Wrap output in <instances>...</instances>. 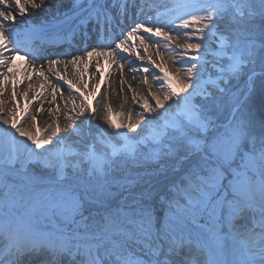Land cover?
I'll return each instance as SVG.
<instances>
[{
	"label": "snow or ice",
	"instance_id": "obj_1",
	"mask_svg": "<svg viewBox=\"0 0 264 264\" xmlns=\"http://www.w3.org/2000/svg\"><path fill=\"white\" fill-rule=\"evenodd\" d=\"M62 3L0 0V95L10 86L17 106L18 95L28 101L33 83L17 90L23 82L17 79V60L28 57L24 77L31 81V68L43 78L39 86L49 85V104L58 94L64 98L61 81L78 94L67 98L72 108L63 129L60 105L47 109L55 123L43 134L38 125L43 91L29 101L40 103L35 115L27 106L17 112L0 100V124L14 130L0 141V250L6 257L0 264L42 254L49 257L46 264H237L240 252V264H264V0H182L168 19L145 20L137 17L145 14L147 0L139 6L138 0H69L61 12ZM53 6L57 12L50 20H29ZM116 29L120 35L97 51L99 37ZM77 38L97 43L85 53L98 57V82L91 89L97 105L84 91L89 85L83 74L90 67L85 54L72 52ZM64 44L68 49L62 52L48 50ZM161 44L175 49L171 69L141 55L153 47L159 54ZM100 57L118 69L120 92L126 65L134 76L144 75L143 94L127 85L131 95L124 96L121 111L101 93ZM61 64L84 65L79 86L54 67ZM156 70L162 78L153 75ZM257 80L258 109L248 104ZM129 98L139 108L135 119L133 108L123 110ZM226 104L232 117L220 125L216 114ZM93 121L104 130H94ZM62 132L74 137L71 145ZM147 166L150 172L131 174ZM145 176L160 179L153 183ZM21 204L60 219L58 244L29 240L34 230L19 218L13 228L5 209ZM133 248L135 259L129 255Z\"/></svg>",
	"mask_w": 264,
	"mask_h": 264
},
{
	"label": "rangeland",
	"instance_id": "obj_2",
	"mask_svg": "<svg viewBox=\"0 0 264 264\" xmlns=\"http://www.w3.org/2000/svg\"><path fill=\"white\" fill-rule=\"evenodd\" d=\"M178 2H182V0H148L147 1L148 6L150 8H155V10H153L154 12L157 10V12H156L157 16H159L161 19H168L172 15L171 9ZM139 18L141 20H145V19L152 18V16H150L149 11H147V12H145L144 15L139 16ZM153 18H155V17H153ZM120 38H123V37H120ZM98 43L101 45L100 42H98ZM76 45H80V44H76ZM107 46L108 45H101V47L97 48V43L96 44L93 43V44H91V46L85 48L84 45H80V47H78V48L84 49L83 53L78 52L76 46L74 47L75 49L72 52H73V54L80 55V54H85L86 51L91 50V48H97V51H99V50L105 49ZM159 47H160V52H161L160 58H164L162 61H164L166 59L165 65L171 69L173 67V61L175 59V49L165 48L163 44H161ZM159 63H161V62H159ZM143 66L150 67V68L152 67L151 65H149L147 63H145ZM133 67L139 68V67H141V65L133 64ZM131 73H132V76L134 79L133 84L136 87V89H138L137 93L143 94V89L139 86V82L143 81L144 75L138 72L134 76L133 72H131ZM153 75H157L158 78H162L163 74L156 71L155 73H153ZM153 75H149L148 79H149V77L153 79ZM124 81L126 82V80H124ZM53 82H55V80H53ZM128 85H130V84H128ZM59 88L61 90H63V92H65L69 96L70 95L71 96H77L78 95L77 93H74L71 90H69L68 87H66L63 84H59ZM87 90L88 89H85L84 91L86 93H88ZM152 90L157 91V88H155V86H153ZM89 92L91 93V91H89ZM125 95H128L130 97L131 93L128 92V93H125ZM1 99L5 100V101L9 100L8 97H5V96H1ZM123 100H124V95H122L120 93V95L118 97H116L115 105L123 103ZM10 103L11 104H9V106H7L8 109H11V108H16V110L18 109L17 104L13 100H11ZM80 103H81L80 99L77 98L76 104L79 105ZM89 103L93 104V105L98 104V102H96L95 99H93L92 101H89ZM141 103H142V101H141ZM57 104L60 105V107H61V113H59L58 115H59L61 127L63 129L64 124H65V116L67 115L68 110H70L72 108V104L68 100L63 101V102L59 101V102H57ZM65 104H67L66 108H65ZM55 105L56 104L54 103V105L50 106V107L55 109ZM173 107H175V106H173ZM129 108H133L132 101L130 98L128 100V103L124 105V111H127ZM45 111L47 112V109ZM136 111H139L138 107L133 108V114L134 115H135ZM31 112L33 115L36 114V110L34 108L31 109ZM47 114L48 115L43 120H40L41 117H38V125L40 128V134L44 133L48 124L55 123V121H54L55 117H53L51 115V113H49V112H47ZM231 117H232V107L228 104H226L225 107L219 113L216 114L217 123L220 125H226L229 122V120L231 119ZM118 120H119L118 122H120V119H118ZM91 126L94 130H97V131H103L104 130L102 125L95 122V121L92 122ZM8 130L9 129L7 128V126L0 124V141L3 139L4 134H6ZM12 132L14 133V130H12ZM61 138L68 145H71L72 141L74 140V137L67 136L64 132L61 133ZM19 139L23 140L24 138H19ZM148 150H149L148 146H143V151L147 152ZM151 170L152 169L150 166V169H147V171L150 172ZM137 171L140 172L141 174H143V172L146 171V168L134 169V170H132L131 174L133 176H135ZM144 179L145 180L151 179L153 181V183H155V181L160 179V177H151L150 178L148 176H145ZM144 186L147 187V185H144ZM5 213H6V215H8L10 217L12 224L16 223L17 218H19L22 223L31 225V228L34 231L29 233L30 236L39 237L41 241L50 242L53 244H58L60 242V238H59V234L57 232V229L61 228L63 225H62V223L58 217L48 215V214H40V213H36V212H30V210L23 204L15 207V208H12L11 210L5 209ZM6 242L7 241H5V243ZM136 252H138V249L133 248L129 252V255H131L135 259L136 258V256H135ZM2 253H3L2 250H0V255ZM35 259L28 261L27 264H46L49 257L47 256V254H42L41 256H39V258H35ZM200 259L203 260L204 258L200 257ZM229 259H233V257H229ZM234 259L237 261V264H240V262L243 261V259H244L243 253L242 252L237 253L236 256L234 257Z\"/></svg>",
	"mask_w": 264,
	"mask_h": 264
},
{
	"label": "bare ground",
	"instance_id": "obj_3",
	"mask_svg": "<svg viewBox=\"0 0 264 264\" xmlns=\"http://www.w3.org/2000/svg\"><path fill=\"white\" fill-rule=\"evenodd\" d=\"M140 3H144V0H138V6H139ZM66 7H70L69 0H63L62 5L59 7V11H61V12L64 11ZM147 10H149L150 16H152V18L157 16V13H156L157 10L155 12L153 11V10H155V8H150L148 6L145 9V11H147ZM29 11H31V9H29ZM130 11H135V10L131 9ZM56 12H57V7L56 6L45 7L43 9L39 10L34 15L30 16L29 20L31 22L35 23V24H40L42 22L50 20L51 17L54 14H56ZM130 19H131V16H130ZM137 19L141 20L139 18V16L137 17ZM119 34H120V31L118 32L117 35H119ZM116 36L113 37L109 33L107 36L101 35L100 38L105 39L103 41H106V39H109L108 42H109V44H111L112 41H114L116 39L115 38ZM112 38H113V40H112ZM78 41L81 42V43H84V42L80 41L79 38H77L76 43ZM137 42H138V40H137ZM41 43L43 44V41H41ZM43 46L47 47V44H44ZM61 48L62 47L54 48V49L53 48H49V50L56 51L55 49H59L56 52H61V50H60ZM103 50L104 49L99 50V51H103ZM149 54L152 55L153 60H155L157 63L161 62L163 64H166V59L164 61H162L164 58H160V56H161L160 47H159V54H157V51H156L155 47L150 48L148 53L141 52V55L145 57V61L147 60V55H149ZM60 58L62 60L66 59L63 56H61ZM97 59H98L97 55H93L90 58L85 55V63H88L90 65V67H89V70L84 72V74H83V82L89 85V88L87 90L88 93H89V97H90L89 101H92L94 99L93 96H92V93H90L89 91H91V89L94 87L95 83L98 82V76L96 75V69H95V64L97 62ZM99 60H100V67L102 69V77H103V80L105 81V85L101 88V93L107 92V94H108V102L111 104L112 108L115 111L116 110L117 111H121L122 110L121 109V104L122 103L117 104L118 106L115 105L116 97H118L120 95V93L125 96V93L129 92L128 91V87H127L128 84H130L132 86V89L136 93H137V90H138V89H136V87L133 84L134 83L133 82L134 79H133V76H132V73H131L132 71H130L128 69L127 65L124 67L123 77H124V80H126V82L124 81L123 92H120L121 82H120V73H119L118 69L115 67V65H113V64H111L109 62V59L107 57H100ZM31 62H32L31 61V57H28L27 61L17 60V65H18V77H17V79L23 81L22 83L17 85L18 93H22L24 91V89L27 87V84L29 82L33 83V85H34L33 89L29 90L28 101H25L22 95H18L17 100L19 101V106H18L17 112H21V109H23L26 106L28 108H30V110L32 108H34L36 110V108L40 106V103L39 102H32L31 104H29V101H31L32 96H34L37 93H40L42 91H43V95L41 96V100L44 102L45 110L48 109L50 106L54 105V104H49L48 103V101L51 99L50 94H49L50 93L49 85L45 84V90H42L40 88V86H39L40 83H43V78L39 77L35 72H32L31 68H28L27 70H28V72H29V74L31 75L32 78H31V81L25 79V77H24L25 67H26L27 64H29ZM36 63H39V61H37ZM54 67L56 69H58L59 71H61L62 74L66 75L67 79H71V80L75 81L77 83V85L79 86L80 81H81L80 73H81V71L83 70V67H84L83 64H80L79 66H76V67H73V66L69 65L67 69H64L62 64L61 65H56ZM156 71H158V70H156ZM49 79H52V78L49 77ZM148 80H149V84H152L153 79L149 77ZM60 84H63L66 87H68L66 82L61 81ZM72 92H74V91H72ZM1 96L8 97L9 100H6V101L2 100ZM63 97L64 98L61 99L60 95L58 94L55 104H57V102H59V101H61V102L66 101L67 98L69 97V95H67L65 92H63ZM0 100H2L4 102V107H7V106H9V104H11L10 101L12 100V97H11V87L10 86L5 90L3 95H0ZM96 102H98V101L96 100ZM123 110H124V108H123ZM21 115H23V113H21ZM47 115H48L47 112L44 111L43 113L39 114L38 117H41L40 120H43ZM132 118L135 119V115L134 114H133ZM116 119H117V122H118L119 121L118 119H120V118L117 117ZM13 134L14 133L12 132V130L9 129L7 131V133L4 134L3 139L5 137L13 135ZM16 224H17V222L12 224L13 228L16 227ZM3 235L6 237L8 235V232L6 230L3 231ZM23 235H24V233H23V231H21V236H23ZM27 238L29 240H31L33 238H36V239L40 240L39 237H32V236L29 235V233H28V237ZM29 258L35 259V258H39V257H28V256L22 257L21 263L24 264ZM0 259H5L3 254L0 257Z\"/></svg>",
	"mask_w": 264,
	"mask_h": 264
},
{
	"label": "trees",
	"instance_id": "obj_4",
	"mask_svg": "<svg viewBox=\"0 0 264 264\" xmlns=\"http://www.w3.org/2000/svg\"><path fill=\"white\" fill-rule=\"evenodd\" d=\"M261 98L262 97H261V91H260V82H259V80H257L255 94L249 98L248 104L254 105L256 107V109H258L260 106V103H261ZM147 169H150V166L146 167V171H147Z\"/></svg>",
	"mask_w": 264,
	"mask_h": 264
}]
</instances>
